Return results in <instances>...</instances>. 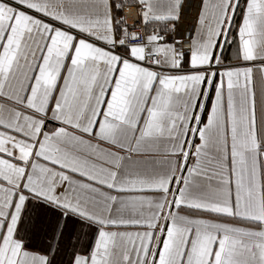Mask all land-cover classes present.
<instances>
[{"label":"snow or ice","instance_id":"snow-or-ice-1","mask_svg":"<svg viewBox=\"0 0 264 264\" xmlns=\"http://www.w3.org/2000/svg\"><path fill=\"white\" fill-rule=\"evenodd\" d=\"M0 264H264V0H0Z\"/></svg>","mask_w":264,"mask_h":264}]
</instances>
